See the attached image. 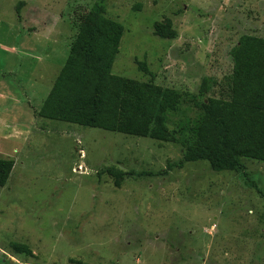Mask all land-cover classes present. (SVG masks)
<instances>
[{
	"label": "rangeland",
	"instance_id": "1",
	"mask_svg": "<svg viewBox=\"0 0 264 264\" xmlns=\"http://www.w3.org/2000/svg\"><path fill=\"white\" fill-rule=\"evenodd\" d=\"M97 4L123 25L111 73L182 94L174 130L228 99L238 39L264 37V0H0V264H264V161L214 171L179 143L37 115Z\"/></svg>",
	"mask_w": 264,
	"mask_h": 264
},
{
	"label": "trees",
	"instance_id": "2",
	"mask_svg": "<svg viewBox=\"0 0 264 264\" xmlns=\"http://www.w3.org/2000/svg\"><path fill=\"white\" fill-rule=\"evenodd\" d=\"M154 27L160 37L175 35L169 20ZM122 33L123 25L107 17L102 5L86 13L37 115L179 143L184 161L206 160L214 171L235 170L242 158L264 161V37L245 34L238 39L231 50L228 99L206 97L202 113L174 130L166 117L179 108L180 92L111 73ZM204 83L201 96L207 90ZM12 166L13 160L0 159V187ZM105 172L116 182L124 175L112 167ZM13 247L29 252L25 244Z\"/></svg>",
	"mask_w": 264,
	"mask_h": 264
}]
</instances>
